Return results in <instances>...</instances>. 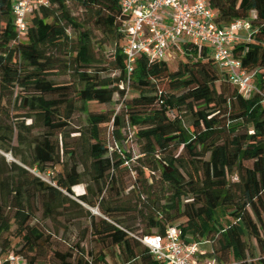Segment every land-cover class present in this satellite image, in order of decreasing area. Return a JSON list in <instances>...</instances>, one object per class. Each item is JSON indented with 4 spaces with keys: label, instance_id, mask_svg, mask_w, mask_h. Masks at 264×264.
Segmentation results:
<instances>
[{
    "label": "trees",
    "instance_id": "obj_1",
    "mask_svg": "<svg viewBox=\"0 0 264 264\" xmlns=\"http://www.w3.org/2000/svg\"><path fill=\"white\" fill-rule=\"evenodd\" d=\"M69 1L85 11L98 28L116 35L119 77H103L90 70L95 62L91 36L72 15ZM207 2L216 12L220 28L256 12L252 41L243 42L234 50L244 69L253 75L254 84L264 93V0ZM12 3L13 0H0V92L4 94L15 87L25 91L21 108L26 112L25 120L32 123L26 126L17 119L5 128L0 126V149L21 159V164L6 163L4 158L0 163V259L6 260L13 253L23 256L27 264L42 261L52 242L51 234L46 233L36 217L38 211L43 220L52 223L60 218L70 222L87 217V231L110 250L118 264H163L140 239L163 234L168 227H179L185 236L196 241L208 240L209 256L221 263L264 264L261 95L245 99L218 67L208 48L199 53L189 44L182 46L186 61L180 62L176 70H171L166 60L152 61L141 56L127 82L122 53L124 16L119 0H50L49 6L33 13L23 39L14 28ZM69 27L78 34L76 43L68 33ZM54 52L70 58L65 72L72 71L82 88L48 80L59 74L54 71ZM130 88L135 94L129 98ZM73 93L82 101L84 111L87 103L111 104L116 95L121 110L88 113L87 129L66 135L69 138L71 133H79L77 143L68 148L64 139L54 137L70 126L77 108ZM2 104L0 117L9 120L10 111L4 110ZM186 115L192 118L188 126ZM126 118L144 144L142 154L146 162L142 168L151 173L145 177L142 168L138 169L133 188L139 187L137 181L142 180L144 185L159 181L171 194L164 204L155 203L146 216L148 230L140 236L121 219L129 207L117 205L112 196H103L108 187L117 188L113 172L124 162L115 161L117 152H111L103 140L101 126L111 124L114 137L121 141L120 130ZM37 127L42 129V135L30 145V155L24 156L19 147L12 145L15 129L19 130V146H26L31 130ZM58 166L62 171L51 177V182L41 177L40 174L50 171V176L55 174ZM85 177L96 187L93 198L89 187L83 195L73 191ZM82 204L98 207L102 216L92 215ZM12 238L18 239L20 245L15 252H10ZM53 254L59 262L53 264H111L106 250L86 254L79 243L65 253Z\"/></svg>",
    "mask_w": 264,
    "mask_h": 264
},
{
    "label": "rangeland",
    "instance_id": "obj_2",
    "mask_svg": "<svg viewBox=\"0 0 264 264\" xmlns=\"http://www.w3.org/2000/svg\"><path fill=\"white\" fill-rule=\"evenodd\" d=\"M68 5L70 7L72 15L76 17L79 23H82L83 29L89 31L90 33L92 53L95 57V62L93 63L90 70L100 72L103 77H119L120 72L116 69L115 62V51L118 43L116 35L114 33H111L106 28H98L93 23V21H90V18L85 13V11L77 7L71 1L68 2ZM2 26L3 22L0 20V27ZM68 33L71 36L72 40L76 43L78 34L71 27L68 28ZM53 54L56 56L54 62L57 67L54 71H57L56 73L59 74L52 75L48 78V80L57 84L71 83L77 88H82V85H80L75 79L72 71L65 72V66L69 65L68 63L70 62H68V59L70 58L63 54H57L56 52H54ZM73 56L75 57L76 53H74ZM185 61L186 58L183 56V54L179 51H175L173 53V58L168 61V65L170 69L174 71L178 68L180 62ZM24 94L25 91H23L20 87H15L9 92H5L4 94L0 92V103H3L2 108L6 111L9 110L11 117L8 120L7 117L2 115L0 117V126L5 128L6 126L10 125V123H16L17 119L20 123L24 122L26 126L32 123L31 120H25L24 115L26 112L21 108L22 96ZM134 94L135 93L130 88L128 90V97L130 98ZM72 96L75 97V93H73ZM75 104L77 108L71 119L70 126L65 130V132L56 133L54 137L58 140L64 139L68 148L74 147L75 143H77V137L79 133H71L69 138L66 135L71 131L86 130L88 127V113L110 112L112 110L119 112L121 110L120 98L117 95L114 97V100L111 104H99L97 102L87 103L85 106L87 111L83 110L82 101H80L76 97ZM17 115H19V118H16ZM125 121V126L120 130L121 141H117V139L114 137V128L111 124L101 126V134L103 140L106 141L107 145L110 147L111 152H117L115 161L124 162L120 166L119 170H115L113 172L114 177L118 180L117 188L114 190L108 187L106 190V194L104 193L103 196H105V199L108 196H112V199L116 201L117 205L124 204L125 206L129 207L130 210L126 215H123L121 219H123V221H126L127 225H129L134 230L135 235L140 236L142 235V233L148 230V220L146 219L147 214L149 215V212L153 211L152 208L157 203L164 204L166 199H168L171 194L169 190H167L168 188L165 185L161 184L159 181H150L149 183L152 184L148 185H151V187L148 185H144L142 180L140 182L137 181L139 187L136 186V188H133L135 186L136 180L138 179V169L143 167V163L146 162V160L143 157L144 155L142 154L144 145L143 142L136 137L135 131L132 127H130L127 118L125 119ZM185 121L187 126L192 123V118L190 117V115H186ZM42 132V129L38 127L34 130H31V134L28 136V145L19 146V130L15 129L12 145L14 147H19V151L24 156H29L31 146L34 145V141L36 140V138L42 135ZM3 158L5 159L6 163L17 162L21 164V159L19 157H15L12 153H7L3 149H0V163L3 162ZM29 170H31V168H29ZM142 170L145 173V177H149L151 175L150 171L146 168H142ZM61 171L62 167L58 166L54 172L55 174H51L50 176V172H53L50 171L40 175L44 180L51 182V177H54L57 172ZM158 177L159 175L156 174V180L159 179ZM233 180H235V177ZM87 187L90 188V197L93 198L91 194L96 195V187L88 177L84 178L83 183L75 186L73 188V191L75 195H83L87 192ZM118 193L120 195L119 197L117 196ZM75 197L71 198L79 202V200H77ZM106 201V204L108 205L109 201ZM82 205L92 215H95L97 217L102 216V212L100 211V209H98V207H90L85 204ZM36 217L41 225L45 227L44 229L47 231L46 233L51 234L52 242L51 247L46 249V255L38 264L59 263L56 261V257L54 256L53 252L59 251L60 253H65L70 250V247H75L77 243H79L80 247L85 250L86 254H89L91 251H93L94 254H98L100 251L106 250V252L108 253V261L111 264H118L117 260L113 258L114 256L110 254V250L103 247V245L97 242L96 239L91 235V232L87 231L90 222L87 217L72 220L70 222L66 219L60 218L56 223H52L49 220H43L41 212L38 211L36 212ZM34 223H37V221H35ZM152 232L155 233L156 230H153ZM202 241H204V239ZM252 243L255 244V241H253ZM204 247L206 249L210 248L208 244H205ZM19 249L20 245L18 239L12 238V247L10 252H15ZM76 257L77 254L75 253L74 260L76 259Z\"/></svg>",
    "mask_w": 264,
    "mask_h": 264
},
{
    "label": "built area",
    "instance_id": "obj_3",
    "mask_svg": "<svg viewBox=\"0 0 264 264\" xmlns=\"http://www.w3.org/2000/svg\"><path fill=\"white\" fill-rule=\"evenodd\" d=\"M49 4L50 0H13L11 13L20 39L28 33L33 13ZM119 5L124 16L122 53L127 82L139 57L169 61L175 51L182 53V46L189 44L199 53L208 48L218 67L245 99L258 93L264 101V93L254 84L253 75L244 69L234 50L237 45L252 41L255 11L249 18L220 28L216 23L217 14L207 0H119ZM140 242L163 264H236L234 261L221 263L210 257L211 248L204 247L210 246L208 240L196 241L185 236L179 227H168L163 234L143 237ZM0 264H27V260L11 253L6 260L0 259Z\"/></svg>",
    "mask_w": 264,
    "mask_h": 264
}]
</instances>
